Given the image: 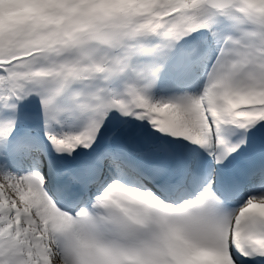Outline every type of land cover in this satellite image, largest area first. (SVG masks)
<instances>
[{"label":"snow or ice","instance_id":"6c2138e0","mask_svg":"<svg viewBox=\"0 0 264 264\" xmlns=\"http://www.w3.org/2000/svg\"><path fill=\"white\" fill-rule=\"evenodd\" d=\"M0 264H264V0H0Z\"/></svg>","mask_w":264,"mask_h":264}]
</instances>
